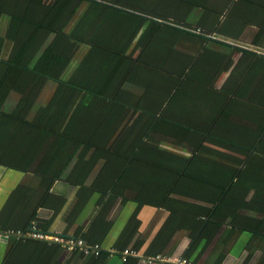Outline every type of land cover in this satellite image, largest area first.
<instances>
[{
    "label": "trees",
    "instance_id": "trees-1",
    "mask_svg": "<svg viewBox=\"0 0 264 264\" xmlns=\"http://www.w3.org/2000/svg\"><path fill=\"white\" fill-rule=\"evenodd\" d=\"M158 2L163 0H54L49 5L44 0H0V164L33 172L41 179L38 186H23L0 234L11 230L22 233L34 228L40 230L33 220L38 208L46 203L44 198L53 181L63 176L76 152H87L96 138L107 131L112 134L118 130L125 116L120 109L125 104L137 113L127 136L132 137L133 132L137 137H147L146 144L136 141L124 151L125 157H135L133 161L141 157L140 152L148 150L158 151L155 157L157 154L164 156L162 153L166 151L149 137L152 131L184 137L190 129L196 130L203 139L244 155L239 161L203 144L195 148L196 153L213 154L225 160L203 158L209 169L219 171L223 184L220 183L218 194L212 195L210 190L198 191L220 200L221 205L227 202L224 194L227 186L234 178H240L236 175L240 164L246 163L245 168H264V100L244 95L242 102L231 90L216 89L219 76L239 48L223 38L240 40V35L255 20V15L249 11L254 1L176 0L174 3L183 14L195 6L202 8V16L194 22L183 23V27L175 26L178 20L175 16L148 10L154 9ZM174 3L169 9L176 8ZM84 4L86 10L80 20L67 30L73 18L81 14ZM128 10H148L151 17ZM109 19H112V26H105ZM257 22L264 24V17ZM253 42L264 49V27L255 34ZM81 44L86 48L82 49ZM213 45L223 46L224 50H217ZM80 50L83 54L72 69ZM246 54L255 57L256 62H250L242 71L243 75L247 74L242 82L245 88L247 81L251 86L254 68L264 74V53L247 49ZM48 80L56 83L54 93L48 104L38 106L34 116L29 118L34 101ZM128 83L143 88V93L133 91L131 99L125 103L117 98V93ZM261 83L257 80L252 87L259 88ZM12 90L18 91L21 97L10 112L6 111L5 103ZM214 94H218L212 103L214 117L201 126L197 120L202 105L211 101ZM143 97L156 99L166 107L157 116L149 109L138 107ZM202 99L208 100L207 103ZM246 101H256V116L261 117H256V128L245 124L249 117ZM111 106L112 111H109ZM141 118L144 122L138 124ZM103 119L107 121L105 129L98 126ZM248 137L255 141L248 142ZM97 151L104 153L107 149L98 148ZM114 152L120 153L119 150ZM112 157L119 162L123 160L121 155ZM195 159L197 156L185 158L178 180L198 178L193 174ZM77 162V170L80 163L85 167V161ZM126 162L122 168H134ZM151 167L152 163L148 164L147 168ZM69 177L75 181L71 175ZM203 213L209 220H218L212 208H203ZM226 214L231 216L233 211ZM8 236L18 243L37 242L49 249L67 247L25 234L10 233Z\"/></svg>",
    "mask_w": 264,
    "mask_h": 264
},
{
    "label": "crops",
    "instance_id": "crops-1",
    "mask_svg": "<svg viewBox=\"0 0 264 264\" xmlns=\"http://www.w3.org/2000/svg\"><path fill=\"white\" fill-rule=\"evenodd\" d=\"M175 1L163 0L158 2L154 9L148 10L175 16L178 19L175 26L178 27H183V23L194 22L202 16V8L198 6L183 14L180 7H176L178 5ZM251 1L254 3L249 11L255 15V20L246 27L240 35V40L223 38L239 48L234 51L216 82V89L231 90L242 102L244 95H252L258 101L264 100V74L257 71V68L253 69V76L250 77L251 86L249 81L247 88L242 86L247 76L246 73L243 75L242 71L250 62H256V58L248 56L246 50L264 53V49L255 46L253 42L255 34L264 27V24L257 22L264 17V0ZM44 2L49 5L54 0ZM172 3L176 8L169 9ZM80 10L81 14L73 18V23L67 30L72 29L80 20L82 12L86 10V4ZM148 10L128 11L150 18ZM105 26H112V19H109ZM146 40L147 37L139 50ZM80 46L82 49L86 48L85 45ZM213 48L224 50V47L219 45H213ZM77 53L70 67L72 69L83 51ZM257 80L262 82L260 87H252L256 85ZM55 88L54 81L46 82L34 101V108L28 114L29 118L34 116L38 106L48 104ZM133 91L142 94L143 88L128 83L117 93V98L127 103ZM20 97L18 91L12 90L6 99V111L11 112ZM146 98H140L138 107L149 109L159 116L166 104ZM217 98L218 94H214L211 101L202 99L208 103L202 105L200 110L197 121L201 126L202 123L206 125L213 119L212 103ZM255 102L246 101L249 117L245 124L249 128H256L258 124L256 117L259 116H256L258 109ZM128 108V104H125V107L120 109L125 116L118 130L112 134L107 131L105 135L96 138L94 146L87 152H76L63 176L53 181L44 198L46 203L38 208L37 216L33 220L34 225L41 231L83 238L89 245L99 244L102 252L95 254L92 251L68 247L49 249L37 242L18 243L10 236L4 237V234H0V264H264V168H245L246 163L240 164L236 174L240 178H234L227 186L224 193L227 202L221 205L220 200L204 196L198 191L210 190L212 195L218 194L223 184L219 171L209 169L207 161L203 158L211 157L221 162L225 160L213 154L196 153L195 148L203 144L213 151L227 153L239 161L245 158L244 155L227 151L222 145L203 139L196 130L190 129L184 137L152 131L149 137L156 141L160 149L166 151L162 153H165L164 156L157 154L155 157L158 151L152 153L148 150L140 152L141 157L133 161L135 157H125L124 151L136 141L138 144H146L147 137H137L133 132L132 137L129 134L127 136L129 126L137 117V113ZM109 111H112V106ZM106 122L103 119L98 126L105 129ZM143 122L141 118L137 123ZM111 126L114 127L112 124ZM237 135L241 137L240 132H237ZM252 140L255 141V138L247 139L248 142H253ZM82 147L83 144L80 149ZM98 148L107 151L98 152ZM139 148L140 146L136 147L137 150ZM114 150H119L120 153ZM114 154L121 155L123 160L119 162L117 158L112 157ZM262 154L264 156V152ZM196 156L193 174L198 178L178 180L185 158ZM77 160L85 161V167L80 163L77 170ZM125 162L133 164L134 168H122L126 165ZM150 163L152 167L147 168ZM70 175L75 181H72ZM40 180L39 175L33 172L0 164V232L23 186H38ZM77 180L83 183L79 184ZM117 191L120 193H116ZM203 208L216 210L218 220H209L207 214L203 213ZM227 210H232L233 214L229 216L226 214ZM124 248H134L138 255L123 260L120 252ZM152 256L163 258L148 261L147 258Z\"/></svg>",
    "mask_w": 264,
    "mask_h": 264
},
{
    "label": "built area",
    "instance_id": "built-area-1",
    "mask_svg": "<svg viewBox=\"0 0 264 264\" xmlns=\"http://www.w3.org/2000/svg\"><path fill=\"white\" fill-rule=\"evenodd\" d=\"M10 233H16L17 235L25 234V235L35 237V238H41V239H46L49 241L60 242V243L65 244L70 249H74L76 247H79L86 252L92 251L95 254H100L102 252V249H101L99 244L89 245L82 238L65 237L59 233L44 232L41 230H37L35 228L32 231H29L27 233H22L20 230H17V231L11 230L7 234H4V235L8 236V234H10ZM120 255H121V258L123 260H126L130 256H137L138 253H137L136 249L125 248L120 252ZM161 258H163V257L152 256V257H148L147 260L153 261V260H157V259H161Z\"/></svg>",
    "mask_w": 264,
    "mask_h": 264
},
{
    "label": "water",
    "instance_id": "water-1",
    "mask_svg": "<svg viewBox=\"0 0 264 264\" xmlns=\"http://www.w3.org/2000/svg\"><path fill=\"white\" fill-rule=\"evenodd\" d=\"M4 237L6 236V235H3Z\"/></svg>",
    "mask_w": 264,
    "mask_h": 264
}]
</instances>
